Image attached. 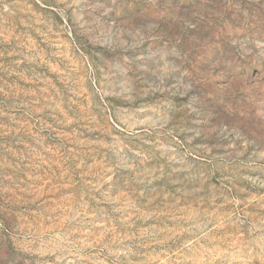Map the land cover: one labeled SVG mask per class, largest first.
I'll list each match as a JSON object with an SVG mask.
<instances>
[{"label": "rangeland", "instance_id": "1", "mask_svg": "<svg viewBox=\"0 0 264 264\" xmlns=\"http://www.w3.org/2000/svg\"><path fill=\"white\" fill-rule=\"evenodd\" d=\"M0 264H264V0H0Z\"/></svg>", "mask_w": 264, "mask_h": 264}]
</instances>
